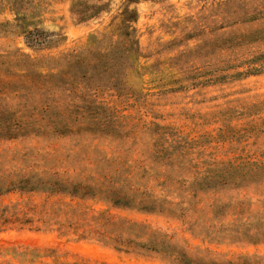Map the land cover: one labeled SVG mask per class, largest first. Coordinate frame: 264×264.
Masks as SVG:
<instances>
[{
	"label": "rangeland",
	"instance_id": "1",
	"mask_svg": "<svg viewBox=\"0 0 264 264\" xmlns=\"http://www.w3.org/2000/svg\"><path fill=\"white\" fill-rule=\"evenodd\" d=\"M255 7L264 10V0H0V119L9 116L7 112L29 115L36 96L26 97L23 86L29 80H68L60 72H71L67 61L74 56L84 64L93 62L116 40L114 25L125 10L133 12L126 18L135 19L130 26L140 49L137 65L118 75L126 80L123 93L108 85L93 93V86H85V99H94L100 109L83 113L94 116L103 127L118 123L126 130L137 127L136 140L82 133L60 138L31 134L0 141V179L39 174L34 171L48 168L74 175L96 164L103 166V160L113 159L117 150L123 156L144 159L148 154L147 135L140 129L144 124L154 131L155 126L164 127L191 142V148L182 144L189 153L186 160L263 161L264 70L237 75L264 64L260 57L264 55V15L254 22H240L245 11ZM29 33L40 41L29 40ZM107 53L106 59L115 56L110 49ZM74 62L72 67L84 68ZM118 67L101 70L90 80H112ZM53 92L60 96L56 89ZM95 129L90 127L92 132ZM187 163L181 168H187ZM22 167L27 170H17ZM24 198L18 191L0 193V206ZM202 200L200 211L193 214L198 223L193 233L188 225L159 214L120 209L111 213L168 231L194 260L264 264V182L225 188ZM217 201H240L247 211L236 215L220 208L212 213L206 204ZM205 225L213 227L208 230L210 240L203 237ZM238 232L254 235L236 240ZM0 264L168 263L55 231L11 229L0 232Z\"/></svg>",
	"mask_w": 264,
	"mask_h": 264
},
{
	"label": "trees",
	"instance_id": "2",
	"mask_svg": "<svg viewBox=\"0 0 264 264\" xmlns=\"http://www.w3.org/2000/svg\"><path fill=\"white\" fill-rule=\"evenodd\" d=\"M247 10L240 22H254L264 15L262 7ZM132 13L125 10L120 16L114 25L118 31L116 40L111 41L108 48H104V52L99 53L89 65L84 64L83 60H76L77 56L67 61L71 72L60 74L68 80H29L25 83L28 87L21 85L28 93L26 97L30 96L28 99H33L36 95L35 105L28 116H14V113L7 112L9 116L0 119V124H4L0 129V141L31 134L60 138L82 133L119 141L136 140L137 127L126 130L123 124L118 123L117 126L111 124L107 128L94 116L83 115L100 109L94 99H85V86H93L92 91L96 93L102 86L108 85L118 94L123 93L127 86L126 80L118 77L120 70L136 66L140 54L136 32L130 26L135 19L126 18V15ZM28 35L29 40L40 41L35 33ZM109 49L115 52V56L106 59ZM73 60L84 68L76 65L72 67L70 64ZM126 63L127 65H122ZM117 66L121 67L115 71L112 80H90L91 76H99L101 70ZM262 70L264 64L259 68H247L237 75H250ZM124 74L125 72L123 77ZM53 89L60 92L58 98L54 92L51 93ZM90 127L96 129L92 132ZM155 127L157 131L145 124L140 126L148 139L145 150L148 154L144 159L127 158L117 150V156L103 160V166L96 164L93 169L84 168L74 175L48 168L34 171L39 174L0 179V193L18 191L26 195L21 202L0 206V232L11 229L55 231L61 236L96 242L118 252L158 257L168 264H218L192 259L178 239L166 230L115 216L111 211L134 210L146 215H163L188 225V230L193 233L192 227L198 226L193 214L200 211L202 196L215 194L225 188L236 189L264 182V160H186L189 153L183 150L182 144L191 148L192 143L176 132ZM128 151L129 149L126 150ZM184 162H188L187 168L182 169L181 167H186L183 166ZM17 170L25 172L27 167ZM180 174L189 177H181ZM34 196H39L40 200L35 201ZM261 204L264 207V201ZM94 206L105 208L95 209ZM206 206L212 213L220 208L233 210L236 215L247 211L240 201H217L207 203ZM205 227L203 237L210 240L212 238L209 237L213 236L208 230L213 227ZM249 235L254 234L238 232L234 239L253 237ZM221 239L233 237L221 236Z\"/></svg>",
	"mask_w": 264,
	"mask_h": 264
}]
</instances>
